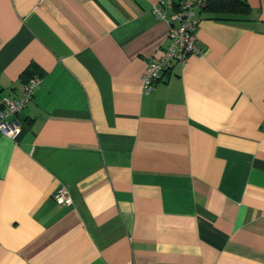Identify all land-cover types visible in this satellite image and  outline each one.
Here are the masks:
<instances>
[{
    "label": "crops",
    "instance_id": "obj_1",
    "mask_svg": "<svg viewBox=\"0 0 264 264\" xmlns=\"http://www.w3.org/2000/svg\"><path fill=\"white\" fill-rule=\"evenodd\" d=\"M194 5L198 45L140 89L177 0H0V264H264V0ZM63 186L68 201L52 192Z\"/></svg>",
    "mask_w": 264,
    "mask_h": 264
},
{
    "label": "built area",
    "instance_id": "obj_2",
    "mask_svg": "<svg viewBox=\"0 0 264 264\" xmlns=\"http://www.w3.org/2000/svg\"><path fill=\"white\" fill-rule=\"evenodd\" d=\"M203 0H177L175 8L166 13L156 3L151 7L156 18L167 24V44L157 56H151L140 75V89L148 91L154 81L167 69L173 60L183 61L192 52L198 50L193 27L196 24L194 5H201ZM38 77L33 74L24 79L19 92L10 98L0 97V134L15 138L20 132L19 113L24 104L30 99ZM57 202L68 201L66 189L61 186L52 192Z\"/></svg>",
    "mask_w": 264,
    "mask_h": 264
},
{
    "label": "trees",
    "instance_id": "obj_3",
    "mask_svg": "<svg viewBox=\"0 0 264 264\" xmlns=\"http://www.w3.org/2000/svg\"><path fill=\"white\" fill-rule=\"evenodd\" d=\"M200 6L214 12H243L247 9V5L243 0H203Z\"/></svg>",
    "mask_w": 264,
    "mask_h": 264
}]
</instances>
